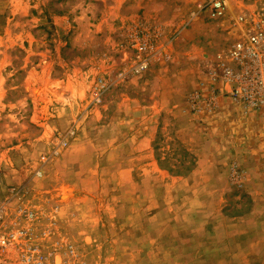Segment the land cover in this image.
<instances>
[{"label": "rangeland", "instance_id": "rangeland-1", "mask_svg": "<svg viewBox=\"0 0 264 264\" xmlns=\"http://www.w3.org/2000/svg\"><path fill=\"white\" fill-rule=\"evenodd\" d=\"M142 1L0 0L4 224L57 264H264V162L234 124L264 110H190L232 37L206 0Z\"/></svg>", "mask_w": 264, "mask_h": 264}, {"label": "built area", "instance_id": "built-area-1", "mask_svg": "<svg viewBox=\"0 0 264 264\" xmlns=\"http://www.w3.org/2000/svg\"><path fill=\"white\" fill-rule=\"evenodd\" d=\"M238 14L229 16L230 10ZM199 12L214 22L224 24L232 42L219 56L215 67L207 70L202 90L190 97V110H213L220 96L247 110H264V3L261 0H206ZM219 91V92H218ZM220 92L222 94L220 95ZM28 213V216H31ZM5 210L0 207V252L15 253L9 262L17 264H57L33 242L37 239L30 226L4 224ZM1 260V259H0ZM2 259L0 264H7ZM61 264V263H59Z\"/></svg>", "mask_w": 264, "mask_h": 264}, {"label": "crops", "instance_id": "crops-1", "mask_svg": "<svg viewBox=\"0 0 264 264\" xmlns=\"http://www.w3.org/2000/svg\"><path fill=\"white\" fill-rule=\"evenodd\" d=\"M122 1H125V0H122ZM198 1L199 0H182L183 4L189 5V6L199 4L200 1L199 2ZM150 3L154 4L158 7V6H162L164 4L168 5L169 3H175V2L171 1V0H164V1H162V0H144L140 4L142 17L153 18V16H151V15H155V16L157 15V14H153L152 11L151 12L147 11L148 4H150ZM158 8L160 10V7H158ZM155 10H157V9H155ZM236 14H238L237 10L233 9V10L229 11V16H233ZM223 26H224V24H223ZM230 37H231V35H230ZM226 117H231V116L227 115ZM235 123H238V126H240L242 134L247 133L248 139H249L246 147H243L244 152H241V155H243L245 158L246 157H248V158L253 157V158H256L258 161L261 160L262 162H264V122H262L260 124L259 123H253L254 125H252V123H245V124L243 123L242 124V121L239 120V121L234 122V124ZM244 126L246 127L244 129L245 131L242 130V127H244ZM228 138H230V137L228 136Z\"/></svg>", "mask_w": 264, "mask_h": 264}]
</instances>
